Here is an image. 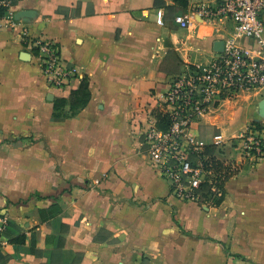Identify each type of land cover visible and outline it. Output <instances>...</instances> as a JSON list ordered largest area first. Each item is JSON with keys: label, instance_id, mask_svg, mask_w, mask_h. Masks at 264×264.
Here are the masks:
<instances>
[{"label": "crops", "instance_id": "1", "mask_svg": "<svg viewBox=\"0 0 264 264\" xmlns=\"http://www.w3.org/2000/svg\"><path fill=\"white\" fill-rule=\"evenodd\" d=\"M215 2L18 0L20 25L0 18V208L25 236L0 248V264H264V158L227 182L220 205L204 207L170 196L141 136L171 78L208 65L216 42L234 34L229 18L191 27L175 19ZM25 35L58 42L80 78L50 87ZM85 77L88 105L54 119L55 100H69ZM262 122L258 90L220 105L191 133L209 146ZM56 205L69 225L64 244L40 213Z\"/></svg>", "mask_w": 264, "mask_h": 264}, {"label": "built area", "instance_id": "2", "mask_svg": "<svg viewBox=\"0 0 264 264\" xmlns=\"http://www.w3.org/2000/svg\"><path fill=\"white\" fill-rule=\"evenodd\" d=\"M10 9L8 23L15 28L12 0H0ZM229 18L235 32L224 39V49L205 66H188L172 77L160 95V105L141 132L152 168L170 183V196L204 207L217 206L226 197L227 182L264 158V122L249 124L229 141L201 144L191 133L202 118L220 105L233 103L246 92L264 90V0H217L188 8L175 17L184 27L199 20ZM157 23H165V11L157 10ZM251 40L244 45L243 40ZM25 42L39 51L38 60L47 83L62 89L80 78L77 66L62 55L61 45L49 38H28ZM165 120L160 126L159 116ZM0 208V245L8 244L4 231L10 221Z\"/></svg>", "mask_w": 264, "mask_h": 264}, {"label": "trees", "instance_id": "3", "mask_svg": "<svg viewBox=\"0 0 264 264\" xmlns=\"http://www.w3.org/2000/svg\"><path fill=\"white\" fill-rule=\"evenodd\" d=\"M12 1H13V5H15L18 0H12ZM173 1L175 2V4L174 6H168L169 9H173V8L175 9L177 6L186 8L188 7V4H189V0H173ZM9 14H10V9L7 6L0 5V18H6L9 16ZM90 99H91V91L89 88V80L87 77H85L82 81L80 88L72 92L69 100L64 99V98H57L55 100L54 119L58 120V119H64V118L75 116L88 105V103L90 102ZM67 103H69V107H70L69 112L65 111V106L67 105ZM158 116H159L160 126L164 128L165 118L160 113L158 114ZM253 124L259 125L260 123H253ZM247 167L251 168V165L249 163L244 164L242 166L241 171ZM221 203L222 201L218 202L217 206L220 205ZM40 213L42 215V218L45 221L50 222V226L52 227L53 232L56 235V239L58 240V242H60V244H64L66 241L68 232H69V225L62 221V218L60 216V207L56 205V206L51 207L50 209H41ZM4 236L6 237L8 243L15 242L16 245L25 241V236L22 234L20 227L13 220L9 221L8 226L6 230L4 231ZM2 247L3 246L0 245V248ZM33 247H35V240H34ZM0 257L2 258L4 257L1 251H0ZM50 264H51V261H50Z\"/></svg>", "mask_w": 264, "mask_h": 264}, {"label": "water", "instance_id": "4", "mask_svg": "<svg viewBox=\"0 0 264 264\" xmlns=\"http://www.w3.org/2000/svg\"><path fill=\"white\" fill-rule=\"evenodd\" d=\"M223 49H224V41L216 42V44H215V50L217 52H221V51H223Z\"/></svg>", "mask_w": 264, "mask_h": 264}, {"label": "rangeland", "instance_id": "5", "mask_svg": "<svg viewBox=\"0 0 264 264\" xmlns=\"http://www.w3.org/2000/svg\"><path fill=\"white\" fill-rule=\"evenodd\" d=\"M239 123H241L240 122V120H238V123H237V125H239ZM250 170V168L249 167H247V168H244L241 172H240V174L239 175H243V174H246V173H248V171Z\"/></svg>", "mask_w": 264, "mask_h": 264}]
</instances>
